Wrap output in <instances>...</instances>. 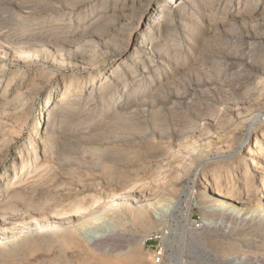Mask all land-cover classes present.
Returning <instances> with one entry per match:
<instances>
[{
	"label": "rangeland",
	"instance_id": "374dc122",
	"mask_svg": "<svg viewBox=\"0 0 264 264\" xmlns=\"http://www.w3.org/2000/svg\"><path fill=\"white\" fill-rule=\"evenodd\" d=\"M101 1L0 0V264H175L171 255H181L183 264H226L220 254L234 253L228 244L252 250L262 228L234 214L224 220L220 203L198 185L218 174L219 188L243 190L233 171L241 175L251 162L245 155L254 147L251 115L262 121L264 106L253 107L260 95L253 99L251 78L236 74L241 65L250 68L251 58L259 61L252 72L261 69L264 50L256 44L264 46V17L201 37L194 68L222 57L239 66L220 73L192 68L160 98L114 115L98 89L119 62L111 29L100 19L93 23ZM234 79L244 87H229ZM67 89L69 105L53 132L45 130L50 108L65 103ZM237 153L242 158L224 159ZM130 183H137L134 196L118 200ZM177 198L184 202L174 213L176 227L166 212ZM128 208H144L152 223L135 221ZM55 219L63 223L53 225Z\"/></svg>",
	"mask_w": 264,
	"mask_h": 264
},
{
	"label": "bare ground",
	"instance_id": "6f19581e",
	"mask_svg": "<svg viewBox=\"0 0 264 264\" xmlns=\"http://www.w3.org/2000/svg\"><path fill=\"white\" fill-rule=\"evenodd\" d=\"M62 1L67 2V0H61V2ZM92 1L93 0H90L91 3ZM101 2L102 3L97 6L98 8H93L94 11H96L95 14L99 15L98 19L94 20L93 23H97L100 19L102 20L101 24H103V28L105 27V29H111L113 51L115 57L119 59V62L116 68L110 73V75H108L109 80H107L105 83H102L98 89L100 93L105 92L104 95H101V98L108 97L107 104L110 106L109 109L114 115H119L126 109L136 108L160 98L162 94L170 88L177 77L182 76V74H184L186 71L194 68L195 65L197 66L196 48L199 41H202L201 37H203L206 33H211L217 28H222L232 24L259 21L262 17H264V0H163L157 6H155V0H103ZM78 3L79 2L75 3L74 5ZM92 10L86 11L85 14H89V12H92ZM79 19L83 20L84 18L83 16H80ZM88 27H83L82 31L84 30L86 32ZM52 33L53 31L51 27L46 29L44 34L42 32L43 41H48ZM56 37H59L61 42L64 40L62 39V35ZM60 40L57 39L55 42ZM256 45V48L259 49V51L264 50L263 44ZM257 61L258 60H253V58H251V62H248V66L251 68V65L256 64L254 62ZM236 66L239 65H237V62L234 60L222 57L219 59L208 58L207 60L198 63L199 68L195 67L194 69L200 70L201 68V70L205 69L206 71H209V73L210 71L220 73L226 67L230 68ZM239 68L240 69L236 74L237 77L240 78L243 75H248V77L251 78H247L250 80L248 88L253 91L250 96L252 95V98L254 99L256 94L260 95V99L256 100L255 105L253 104L254 106H252L255 107L257 104L260 105H257L259 108L261 105L264 106V61L261 69H259L260 67L258 68V72L256 71L253 73L250 68L242 65ZM244 78L245 77H243V79ZM109 81H111L110 84H108ZM241 81L242 80L240 79H234L231 81L229 87L232 85V87L236 86L238 88L240 85L244 84ZM118 89H120V91ZM68 90L69 89H67L66 94L60 99L62 101L65 100V103L55 105L50 108L47 117L51 118L43 122L45 123V130H54L55 124L61 116V109L63 110L65 109V105H69V98L66 99ZM248 106L249 105L246 107ZM50 114H52V116ZM252 115L251 120L253 122L248 135L252 133L254 134V147L252 149L248 148V151L245 152V155L251 162L249 165L245 164L246 162L244 163L245 168L241 175H238L236 174V171H233L235 174L234 183L235 185H242L243 190L241 193L243 192V195L235 189L233 192H228L225 190V188H219L218 180H220L221 176L218 174H215L213 180H209L207 183H205V185H203V183V186H201V183L198 185L203 190L204 196H211L220 203L219 213L225 214L224 216L229 217L225 218L224 220L228 221L232 219L230 217L234 214L233 216L235 218L246 221L247 224H252V226L259 229H263L260 231L263 236H259L257 233L259 237H257L255 240L252 239L254 241V248H252V250H243V246L241 247L239 241L228 244L226 249L228 248L227 250L229 253L230 251H234V253L227 254L222 252L220 254V258L223 260V262H226V264H264V152H262V147L258 142V134L261 131L260 137L263 138V140L261 139V142L264 145V126L262 127L263 131L259 130L258 128V125L262 123L264 125V119L261 121L260 119H262V116L259 114H256L255 116ZM168 154L172 153L170 152ZM239 155L240 153H237L232 156L230 155L229 157H225L224 159L228 160L234 157L242 158ZM233 172H231V170H227L226 175H230ZM225 177L227 178V176ZM213 181H215V186L211 184ZM135 185H137V183H130L122 186L124 188H120L121 191H123L122 193L120 192L121 196L118 193L120 196H118V200L127 198L129 200L130 195L134 194L130 191L134 190ZM164 188H166V186ZM194 193L195 192L191 191L189 194H187L188 199H186L189 203L194 201ZM183 202L184 199L179 198L174 207L167 208L166 214L175 222V225L177 222L174 213L177 209H179ZM191 206L192 205L190 204V206H188L186 209V212H184V220L186 221L190 219ZM127 213L132 216L135 221L143 218L145 220V225L147 223H152V220L146 216L144 208H128ZM61 221L62 220H56L52 224H59ZM207 222L205 224H207ZM43 224H37V226H43ZM48 224L49 223H46V226ZM219 225H225V222L224 224H218V226ZM223 229L226 232L228 230L227 227H224L221 230L223 231ZM223 233L225 234V232ZM10 234L12 233L10 232ZM167 234V232H164L160 238L164 241L167 238ZM73 242L75 241L73 240ZM77 246L79 245L77 244ZM171 256L169 257L170 259L173 258L172 260L175 261V264H183L181 255L175 258ZM98 260L100 261V259ZM105 263L110 264L108 261H105Z\"/></svg>",
	"mask_w": 264,
	"mask_h": 264
}]
</instances>
